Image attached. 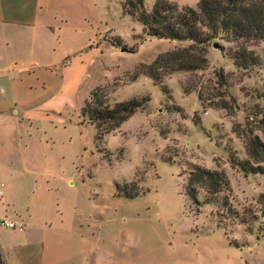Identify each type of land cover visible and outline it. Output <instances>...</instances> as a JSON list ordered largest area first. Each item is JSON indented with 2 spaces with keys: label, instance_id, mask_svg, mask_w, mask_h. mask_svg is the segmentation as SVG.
<instances>
[{
  "label": "rangeland",
  "instance_id": "rangeland-1",
  "mask_svg": "<svg viewBox=\"0 0 264 264\" xmlns=\"http://www.w3.org/2000/svg\"><path fill=\"white\" fill-rule=\"evenodd\" d=\"M120 1L43 0L53 54L34 65L19 59L29 99L5 104L7 129L0 121V219L23 226H0L5 255L11 264H264V163L254 175L228 163L233 153L248 159V135L264 141V41L217 37L204 71L173 72L159 86L132 80L139 64L188 43L143 36ZM167 1L196 10L199 0ZM154 2L144 0V10ZM116 38L127 52L110 45ZM239 47L258 64L234 67L230 53ZM80 63L90 65L82 83ZM7 90L0 82V95ZM91 93L109 105L149 100L97 139L80 116ZM194 166L224 172L228 189L213 196L216 204L204 203L203 189L197 202L184 195Z\"/></svg>",
  "mask_w": 264,
  "mask_h": 264
},
{
  "label": "trees",
  "instance_id": "trees-1",
  "mask_svg": "<svg viewBox=\"0 0 264 264\" xmlns=\"http://www.w3.org/2000/svg\"><path fill=\"white\" fill-rule=\"evenodd\" d=\"M143 1L121 0L119 4L123 15L140 24L143 36L188 44L158 55L148 65L139 64L132 80L142 75L159 86L162 78L173 72L204 71L207 67L206 48L209 41L217 37L230 43L264 41V0H199L196 10L178 9L167 0H155L149 12L144 10ZM119 42L116 38L110 45L125 49L120 47ZM230 58L238 69H248L258 64L253 54L243 47L232 51ZM197 99L203 106V98L199 93ZM148 100L144 96L133 97L109 105L104 95L91 93L89 100H85L80 109V116L95 128L96 138L100 139L104 134L119 129L138 110H144ZM258 124L264 128V119ZM244 150L248 159L238 160L234 153L229 154V165L243 175L262 173L260 164L264 163V141L248 135L244 141ZM197 189L204 190V203L208 204L214 202L213 196L228 189V181L222 170L194 166L186 179L184 195L190 201L197 202ZM120 193L127 199L137 196V193L130 195L123 190ZM226 204L222 200L220 207ZM257 204L264 215V194L258 196Z\"/></svg>",
  "mask_w": 264,
  "mask_h": 264
},
{
  "label": "crops",
  "instance_id": "crops-1",
  "mask_svg": "<svg viewBox=\"0 0 264 264\" xmlns=\"http://www.w3.org/2000/svg\"><path fill=\"white\" fill-rule=\"evenodd\" d=\"M47 14L48 9L43 0H0V82L5 83L8 88L7 93L0 95V121L3 120L5 129L8 127L3 115L5 104L23 105L29 99L26 81L28 72L16 63L19 59L30 56L34 65L38 60H43L48 52L53 54V48L50 47L52 39L48 33L50 26H46L43 21ZM45 30L47 33H44ZM28 32L31 33L29 46L25 37ZM79 66L82 83L90 65L80 63ZM21 122L20 117L16 124L20 125ZM25 219L27 223L30 217L27 216ZM0 264H11L1 246V240Z\"/></svg>",
  "mask_w": 264,
  "mask_h": 264
},
{
  "label": "built area",
  "instance_id": "built-area-1",
  "mask_svg": "<svg viewBox=\"0 0 264 264\" xmlns=\"http://www.w3.org/2000/svg\"><path fill=\"white\" fill-rule=\"evenodd\" d=\"M0 226L5 227L10 230H17L18 232H21L23 230V226L19 225L16 226L15 223L7 221L5 219H0Z\"/></svg>",
  "mask_w": 264,
  "mask_h": 264
},
{
  "label": "water",
  "instance_id": "water-1",
  "mask_svg": "<svg viewBox=\"0 0 264 264\" xmlns=\"http://www.w3.org/2000/svg\"><path fill=\"white\" fill-rule=\"evenodd\" d=\"M212 47L215 48V49H219V47H218V45L216 43H214L212 45ZM121 51L127 52L125 49H121Z\"/></svg>",
  "mask_w": 264,
  "mask_h": 264
}]
</instances>
